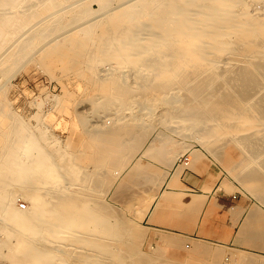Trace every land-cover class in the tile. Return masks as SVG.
I'll return each mask as SVG.
<instances>
[{
	"label": "bare ground",
	"instance_id": "6f19581e",
	"mask_svg": "<svg viewBox=\"0 0 264 264\" xmlns=\"http://www.w3.org/2000/svg\"><path fill=\"white\" fill-rule=\"evenodd\" d=\"M24 1L26 0H0L2 8L6 7L2 9L4 12L0 15V50L5 41L9 39L11 41L16 34L10 28L20 27L17 24L23 19L20 18L21 10L18 4ZM56 1L40 0V6L45 4L52 6ZM104 1L102 3L104 2L105 6L111 2ZM254 1L264 2V0H140L132 3L131 7L127 3L130 9L129 7L118 9L109 14V17L105 16L108 17L106 21L98 22V19L97 23L95 20L93 23L92 18L87 20L88 23L90 20L92 22L89 25L86 21L85 25L83 23H79L80 26L75 25L76 29L84 28L85 36L74 44L72 39L67 40L62 48L66 54L69 51L79 53L81 59H87L85 57L89 56L86 63L89 72H94L93 67L96 63L109 59L113 62L115 60L119 66L135 61L140 64H137V72L141 70L139 66L147 69L148 76H143L138 85L135 83L136 87L132 88L122 86L119 77L117 75L111 77V74V78L101 85L108 101L106 103L108 107L104 109L109 110L112 106L129 109L135 100L144 97L149 99L150 96L168 92L174 86H183L187 98L183 107L187 114L184 117H175L172 113L175 110H169L171 113H166L165 119L162 118L160 123L194 129L193 137L197 142L220 159L233 176L242 182L241 185L259 200L264 201V76L255 79L258 63L264 60V10L258 15L250 14L247 7ZM31 6L34 8L35 4ZM88 7L82 11L83 15L92 14L93 11L90 12V6ZM76 16L77 14L74 17ZM63 18L47 21L46 29L53 31L64 28L67 22H64ZM41 28L45 31V27ZM95 33H98L99 38H93ZM140 35L144 40L139 37ZM168 39L175 51L168 48L166 52L167 50L172 52L170 51L171 54L167 52L168 56H164V49L162 52L156 48L162 47L163 42ZM24 48L22 50L18 48L19 52L25 51ZM153 49L158 51V55L162 52L167 60L160 57L161 60L158 62H154L153 59L150 60L152 62H147L139 56L147 50L151 53ZM229 53L234 56L231 55L235 60L232 62L234 64L229 67L230 69L224 67V71H217L220 61L230 58ZM259 57L261 59L255 63ZM10 58L12 59L11 56ZM84 61L82 60L83 63ZM243 62L245 65L242 67ZM187 70L189 71L186 72ZM189 99L193 100L192 103ZM9 110L3 109L0 112L7 113ZM3 119L0 121L2 236L0 258L5 264H93L102 262L97 254L114 253L113 248L102 241L111 234V231L100 228L94 216L82 209L80 200L72 197L74 195L70 192L71 187L77 183L79 172L77 158L63 159V164L51 169L53 161L50 152L37 143L36 137L30 134L23 124L13 125L10 121L7 126L5 123L8 120L6 117ZM112 130L113 132H110V129L109 132L101 131L105 135L97 131L98 140L108 137V144L104 146L107 153L126 156L125 141L132 139V134L127 136L132 130L127 135L117 128ZM33 149H38L35 156L31 153ZM149 153L151 152L147 150V155ZM260 158L262 161L257 162ZM68 175H73L74 179L72 181L67 179ZM61 180H69V186L63 187L57 196L53 197L46 191L47 183L55 185ZM21 195L29 198L30 206L26 210L15 204L16 196ZM200 204L202 206L201 201ZM83 245L89 246L87 248L89 250L84 251ZM71 246H75L77 251L78 248L84 247L83 252L72 258L71 251L75 249ZM196 247L197 251L205 256L223 255L221 249ZM94 249H97L95 253ZM68 250H71L69 257L65 256L69 254ZM109 258L111 259V256Z\"/></svg>",
	"mask_w": 264,
	"mask_h": 264
},
{
	"label": "rangeland",
	"instance_id": "374dc122",
	"mask_svg": "<svg viewBox=\"0 0 264 264\" xmlns=\"http://www.w3.org/2000/svg\"><path fill=\"white\" fill-rule=\"evenodd\" d=\"M102 1L57 0V4L52 6L49 4L40 6V0H26L18 4V8L20 7L21 10L20 18L23 20L17 24L20 27L10 28L16 34L13 39L11 38V41L10 39L5 41L0 50V101H2L0 109L2 107L10 109L7 113L2 112L1 114L0 112V121L6 117L8 122L4 121V123L7 126L10 121L13 125L23 124L28 132L36 137L37 143L50 152V158L54 164H51L53 167L51 169L58 168L63 164V159L77 158L79 171L77 183L71 187L70 192L74 195L72 197L80 200L82 209L92 217L94 216L93 218L100 228L111 231V234L102 241L113 248L115 253H96L101 257L102 262L93 264H115L116 260H118L116 264L117 262L118 264L119 262L122 264H264V254L262 253L206 241H192L172 231L152 229L145 224L144 218L150 208L156 202L161 205L165 202L164 199L171 198V193L165 189L167 181L176 166L181 163L184 155L192 150H200L208 156L230 180L237 184L241 193L253 199L262 210H264V201L259 200L244 185H241L242 182L233 176L220 159L211 154L210 150L199 141L197 142L193 137L194 129L160 123L162 118L165 119L166 113H171L169 110H175L172 111L175 117H184L187 114L183 107L187 99L183 86H174L168 92L150 96L149 99L144 97L135 100L130 108L128 107L129 109L120 106H112L109 110L108 108L104 109V107H108L106 104L108 101L105 99L107 96H104L105 93L101 86L104 82L117 75L122 86L126 85V87L131 86L130 88H132L136 87L135 83L138 85L143 76L147 77L148 75L147 69L143 66H139L140 72L136 71L137 64H140L135 61L119 66L115 60L113 62L110 59V61L96 63L93 67L94 72H89L86 66L89 56L85 57L87 59H81L79 57L81 55L77 52L65 53L62 47L68 42L67 40L72 39L74 44L85 36L84 28L81 30L80 27H77L78 29H76L75 25L80 26L81 23L86 22L89 25L92 23V18L93 23L94 20L97 23L98 19V22L106 21L109 14L118 9H128L132 3L140 0H111V2L109 0L110 5L105 3L107 6L103 4L106 1L103 3ZM262 2H252L247 7L248 12L252 15L261 14L264 10V2ZM127 3L130 5L128 6ZM33 4H35L34 8L31 6ZM88 6H90V12L93 11L92 14L83 15L82 11L84 8H89ZM3 8L0 5V15L4 12ZM72 13L74 14L72 15ZM76 14L78 19L77 16L74 17ZM58 18H63L64 22H67L63 26L64 28H57L58 30L53 31L49 29L52 32L46 29L47 21L51 22ZM89 19L91 20L88 23ZM84 25L82 26L84 27ZM41 27H45V31ZM97 35L98 33H95L93 38H99ZM141 39L144 40V37ZM163 43L162 47L156 48V50L164 49V56L171 54V50V52L167 50L169 53L166 52L168 48L175 51L170 45L171 41L169 44V39ZM169 45L170 47H168ZM21 47L25 51L20 53L19 49H23ZM3 51L4 53H2ZM157 52L153 49L151 53H148L147 50L140 53L139 56L146 59L147 62H152L150 61L152 59L154 62H158L161 60L160 57L167 60L162 54L163 51L159 53L160 56ZM231 55L229 53V59L220 61L217 71H224V67L230 69L229 67L234 64L232 62H235L234 56ZM260 59V57L256 58L255 63H258ZM82 60H86L85 63ZM243 63H241L242 67L245 65V62ZM258 64L256 80L257 77L264 76V60L259 61ZM149 79L152 78L149 77ZM189 100L192 103L193 100ZM7 106L10 108L8 109ZM116 128L119 131H124L126 135L132 130L127 135L132 134V139L125 141L126 156L109 155L104 147L108 144V137L98 140V132H109V129L110 132H113L112 129ZM118 130L117 132H119ZM133 130L135 131L133 132ZM103 134L105 135V133ZM147 150L151 152L148 155ZM31 153L33 156L37 155L38 149H33ZM261 161L262 158L257 159V162ZM67 179L72 181L74 177L68 175ZM69 180H61L56 183L57 185H50L48 182L46 191L55 197L63 187L69 186ZM176 198L177 201L175 200L174 205L170 201L169 209L173 206L179 208L181 205L179 198ZM15 204L20 209L26 210L30 206V201L27 196L21 195L16 196ZM83 246L85 248L77 247L79 252L75 246H71L75 250H68L69 254L65 256L70 255L71 251V256L74 258L81 254V251L83 252V248L84 251L89 250L87 249L89 246ZM196 246L221 249L223 255L220 257L205 256L197 251ZM94 250L95 253L97 249ZM123 259L124 261H122Z\"/></svg>",
	"mask_w": 264,
	"mask_h": 264
},
{
	"label": "crops",
	"instance_id": "0c3cea01",
	"mask_svg": "<svg viewBox=\"0 0 264 264\" xmlns=\"http://www.w3.org/2000/svg\"><path fill=\"white\" fill-rule=\"evenodd\" d=\"M165 189L172 196L150 208L144 218L147 227L264 254V210L200 150L184 155ZM176 197L181 205L169 209Z\"/></svg>",
	"mask_w": 264,
	"mask_h": 264
},
{
	"label": "built area",
	"instance_id": "2783aa9c",
	"mask_svg": "<svg viewBox=\"0 0 264 264\" xmlns=\"http://www.w3.org/2000/svg\"><path fill=\"white\" fill-rule=\"evenodd\" d=\"M22 207H24V205L22 204ZM1 239H2V236H1V233H0V243H1ZM0 264H3V261L2 259L0 258Z\"/></svg>",
	"mask_w": 264,
	"mask_h": 264
}]
</instances>
